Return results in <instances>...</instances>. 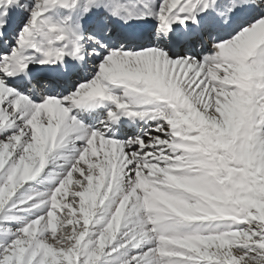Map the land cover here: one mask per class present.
Here are the masks:
<instances>
[{"label": "snow or ice", "instance_id": "snow-or-ice-1", "mask_svg": "<svg viewBox=\"0 0 264 264\" xmlns=\"http://www.w3.org/2000/svg\"><path fill=\"white\" fill-rule=\"evenodd\" d=\"M0 264H264V0H0Z\"/></svg>", "mask_w": 264, "mask_h": 264}]
</instances>
